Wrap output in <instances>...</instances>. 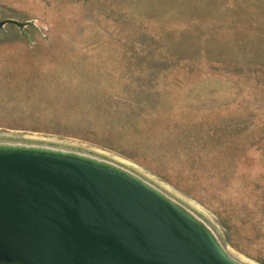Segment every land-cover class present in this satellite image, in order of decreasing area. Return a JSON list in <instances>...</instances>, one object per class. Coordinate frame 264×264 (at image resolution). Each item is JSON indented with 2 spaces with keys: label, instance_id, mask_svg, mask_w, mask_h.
Instances as JSON below:
<instances>
[{
  "label": "rangeland",
  "instance_id": "374dc122",
  "mask_svg": "<svg viewBox=\"0 0 264 264\" xmlns=\"http://www.w3.org/2000/svg\"><path fill=\"white\" fill-rule=\"evenodd\" d=\"M0 142L87 153L264 264V0H0Z\"/></svg>",
  "mask_w": 264,
  "mask_h": 264
},
{
  "label": "water",
  "instance_id": "95a60500",
  "mask_svg": "<svg viewBox=\"0 0 264 264\" xmlns=\"http://www.w3.org/2000/svg\"><path fill=\"white\" fill-rule=\"evenodd\" d=\"M32 20L0 18V27ZM0 264H244L184 205L111 161L0 142Z\"/></svg>",
  "mask_w": 264,
  "mask_h": 264
}]
</instances>
